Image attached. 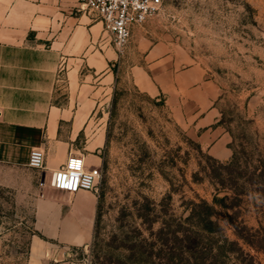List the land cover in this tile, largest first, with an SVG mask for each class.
Returning a JSON list of instances; mask_svg holds the SVG:
<instances>
[{
	"label": "rangeland",
	"instance_id": "rangeland-1",
	"mask_svg": "<svg viewBox=\"0 0 264 264\" xmlns=\"http://www.w3.org/2000/svg\"><path fill=\"white\" fill-rule=\"evenodd\" d=\"M154 18L219 85L218 124L241 157L229 167L231 182L240 186L241 169H264V0H167ZM95 116L107 136L94 191L100 207L93 238L76 249V257L91 264L245 263L241 252L220 254L216 248L222 233L239 240L226 208L217 206L214 217L222 233L205 231L197 214L190 216L193 208L200 210L194 202L213 203L229 190L217 173L229 176L221 163L232 156H212L171 118L161 99L130 81L117 83ZM76 144L84 153V141ZM50 176L0 164V264L31 263L38 202L48 190L57 191ZM248 187L250 194L229 212L237 223L258 227L264 204L256 185ZM243 246L264 264L263 251Z\"/></svg>",
	"mask_w": 264,
	"mask_h": 264
},
{
	"label": "crops",
	"instance_id": "crops-1",
	"mask_svg": "<svg viewBox=\"0 0 264 264\" xmlns=\"http://www.w3.org/2000/svg\"><path fill=\"white\" fill-rule=\"evenodd\" d=\"M165 28L150 18L121 53L103 21L78 0H0V164L28 167L31 150L42 148V178L71 154L87 168L101 165L107 136L95 112L120 81L161 99L212 156L230 158L218 124L221 89ZM56 190L38 202L30 264H91L75 251L93 238L99 197Z\"/></svg>",
	"mask_w": 264,
	"mask_h": 264
},
{
	"label": "built area",
	"instance_id": "built-area-1",
	"mask_svg": "<svg viewBox=\"0 0 264 264\" xmlns=\"http://www.w3.org/2000/svg\"><path fill=\"white\" fill-rule=\"evenodd\" d=\"M81 9L96 14L112 36L118 51L123 53L133 35V29L157 15L167 0H78ZM29 166L42 169L45 151L33 148ZM101 177L99 167L87 168L81 155L71 154L67 163L52 172L49 184L69 193L81 190L95 191ZM46 181L42 183L45 185Z\"/></svg>",
	"mask_w": 264,
	"mask_h": 264
},
{
	"label": "trees",
	"instance_id": "trees-1",
	"mask_svg": "<svg viewBox=\"0 0 264 264\" xmlns=\"http://www.w3.org/2000/svg\"><path fill=\"white\" fill-rule=\"evenodd\" d=\"M241 162V157L237 155V151H233V155L230 159L221 163L223 169H225L226 174L229 176L223 177L222 172L217 173L220 184L223 185L224 188H228L229 190L234 192V195L230 194L228 190L223 195L216 194L213 199V203H209L207 201H202L200 203H196L195 207H199L200 210L196 213V208H193L190 216H198V221L202 225V228L205 231L210 233H222V227L219 224L217 219L214 217L218 214L217 206L226 208L225 218L227 221L233 225L235 229V234L239 238V240H231L227 236L221 234V238H218L216 242V248L220 254H227L230 252H241L246 255L243 259L244 264H261L255 255L250 251H246L243 244H246L250 248L255 249L257 252H264V219L259 220L258 227H249L244 221L240 223L236 221L235 217L232 213L229 212V209H233L235 206L242 202V197L244 195L250 194L249 187L251 185H256L254 188V193H258L260 199L264 204V169H241L239 178L243 179L240 186L237 185L236 182H231L232 170L229 167L232 164ZM245 164L248 165L247 161ZM237 186V187H236ZM236 200L234 203H228L230 200ZM99 207H100V199H99ZM242 240L243 244H241Z\"/></svg>",
	"mask_w": 264,
	"mask_h": 264
},
{
	"label": "water",
	"instance_id": "water-1",
	"mask_svg": "<svg viewBox=\"0 0 264 264\" xmlns=\"http://www.w3.org/2000/svg\"><path fill=\"white\" fill-rule=\"evenodd\" d=\"M254 99H255V97L253 98V100H254ZM253 100H252V101H253Z\"/></svg>",
	"mask_w": 264,
	"mask_h": 264
}]
</instances>
